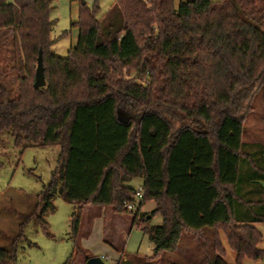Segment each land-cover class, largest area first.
<instances>
[{"label": "trees", "instance_id": "trees-1", "mask_svg": "<svg viewBox=\"0 0 264 264\" xmlns=\"http://www.w3.org/2000/svg\"><path fill=\"white\" fill-rule=\"evenodd\" d=\"M80 7L78 42L64 57L52 52V0H0V29L15 32L20 87L12 96L0 83V130L17 143L61 149L34 211L0 245V264H17L29 219L53 236L46 216L56 194L76 205L73 251L61 263L76 264L85 207L126 214L134 178H144L145 196L133 223L154 252L117 264H162L176 251L192 260L189 239L206 256L189 264H228L220 232L237 264L263 258L256 223H264V191L247 200L239 184L246 159L251 182L264 180V144L255 159L242 141L255 95L264 96V0H115L102 16L97 2ZM40 50L46 85L35 87ZM131 68L147 80L128 79ZM147 200L157 204L159 225L143 223Z\"/></svg>", "mask_w": 264, "mask_h": 264}, {"label": "rangeland", "instance_id": "rangeland-1", "mask_svg": "<svg viewBox=\"0 0 264 264\" xmlns=\"http://www.w3.org/2000/svg\"><path fill=\"white\" fill-rule=\"evenodd\" d=\"M13 1V0H8ZM87 6L95 2L101 6L99 16L105 14L115 0H84ZM216 2L218 0H212ZM81 0H52L53 29L51 38L54 40L52 52L55 55L67 56L70 48L78 42L79 29L72 24L80 14ZM176 6L179 0H175ZM11 29H13L11 27ZM14 30L0 29V83L4 84L10 94H19V73L16 70L17 57ZM36 70V68H35ZM36 72V71H35ZM34 72V74H35ZM128 79L144 80L140 73L133 68L124 71ZM35 81V75H34ZM176 126L178 122L175 123ZM243 144L249 154H254L264 144V96L262 92L255 95L251 110L244 121ZM61 153L59 145H34L24 140L17 143L10 130H0V245L8 247L11 239L19 231V223L24 216L35 209L37 199L35 196L43 191L51 182L52 174L57 167ZM248 160L242 162L240 189L247 200H258L261 191H264V180L251 182L250 174L253 170ZM132 184L139 189L143 178H134ZM142 183V184H141ZM55 209L46 216L48 229L53 236H48L46 231L38 225L35 218L28 220L24 228V236L18 239L17 264H61L72 253L73 244L70 239L71 219L76 205L63 200L59 194L55 195ZM156 208L154 200H147L143 211L151 215ZM245 210L244 208L239 209ZM17 212L23 214L20 216ZM148 216H145L146 219ZM134 214L127 212L119 214L112 207L95 206L85 211L79 240L84 252L76 264H86L91 256H103L106 264H116V246L125 248V252L132 257L140 254L153 255L154 243L149 239L147 232L141 226H131ZM163 220L162 215H152L143 223L147 226L159 225ZM142 223V224H143ZM257 227L263 234L259 247L264 250V223ZM226 247V260L228 264H237V255L231 249L225 235L222 234ZM112 245H111V244ZM186 253H189L188 251ZM195 257L191 260L184 252H168L166 260L179 261L186 264L192 261H202L206 257L203 249H196ZM87 258V259H86ZM169 262V263H168ZM243 264H264V257L260 259L246 258Z\"/></svg>", "mask_w": 264, "mask_h": 264}, {"label": "crops", "instance_id": "crops-1", "mask_svg": "<svg viewBox=\"0 0 264 264\" xmlns=\"http://www.w3.org/2000/svg\"><path fill=\"white\" fill-rule=\"evenodd\" d=\"M6 31H11V30H14V29H11V28H6L5 29ZM133 180H135V179H133ZM133 180L132 181H130L129 182V184L132 186V187H134V188H136L133 184H132V182H133ZM142 183H144V178H143V182ZM141 183V184H142ZM157 205V204H156ZM95 206H97V205H95ZM95 206H87V207H85V209H84V213H85V211L87 210V209H89V208H92V207H95ZM99 207H102V206H99ZM142 209H143V207H142ZM141 209V210H142ZM143 211V210H142ZM154 211V210H153ZM115 212V211H114ZM144 212H146V211H144ZM84 213H83V215H84ZM151 216L152 215H149V217L151 218ZM82 221H83V216H82V220H81V223H80V232H79V237H80V235H81V233L83 232L82 230H83V228H82ZM133 221H134V218L132 219V224H131V226L132 227H134L135 226V224L133 223ZM259 223H256V226L258 225ZM222 234H224V233H222V232H220V237H221V239H222V241L224 242V239H223V235ZM190 238V237H189ZM188 238V239H189ZM189 240H191L190 242H186V248H185V250H186V252L188 251L189 253H187L188 255H190V256H194L195 254H196V248H195V243L193 242V240L192 239H189ZM79 242H80V240H79ZM80 244V243H79ZM111 244V243H110ZM113 244V243H112ZM111 244V245H112ZM114 245V244H113ZM115 249H116V264L118 263V260L120 259V257L122 256V255H124V258L125 259H129L130 258V255L128 256V254L125 252V248H122V247H119V246H116L115 247ZM91 257H93V256H91ZM190 263V262H189Z\"/></svg>", "mask_w": 264, "mask_h": 264}, {"label": "water", "instance_id": "water-1", "mask_svg": "<svg viewBox=\"0 0 264 264\" xmlns=\"http://www.w3.org/2000/svg\"><path fill=\"white\" fill-rule=\"evenodd\" d=\"M82 4H86L84 0H81ZM46 85V74L44 71V55H42V51L40 50L39 52V58H38V63L36 67V76H35V81H34V86L35 87H44ZM86 264H106L104 259L102 257L97 256V257H90L87 260Z\"/></svg>", "mask_w": 264, "mask_h": 264}, {"label": "built area", "instance_id": "built-area-1", "mask_svg": "<svg viewBox=\"0 0 264 264\" xmlns=\"http://www.w3.org/2000/svg\"><path fill=\"white\" fill-rule=\"evenodd\" d=\"M144 186H142L135 191L133 194V198L128 199L124 202V209L125 211H128L129 213L135 214L139 211L140 206L143 204L144 201ZM103 259V256H102Z\"/></svg>", "mask_w": 264, "mask_h": 264}]
</instances>
